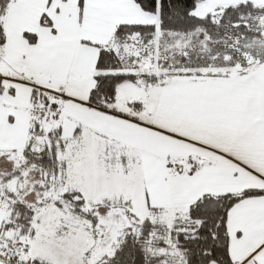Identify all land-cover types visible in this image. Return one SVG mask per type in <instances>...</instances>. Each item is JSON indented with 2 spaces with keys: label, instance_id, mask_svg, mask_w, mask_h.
I'll list each match as a JSON object with an SVG mask.
<instances>
[{
  "label": "snow or ice",
  "instance_id": "snow-or-ice-1",
  "mask_svg": "<svg viewBox=\"0 0 264 264\" xmlns=\"http://www.w3.org/2000/svg\"><path fill=\"white\" fill-rule=\"evenodd\" d=\"M0 264H264V0H0Z\"/></svg>",
  "mask_w": 264,
  "mask_h": 264
}]
</instances>
